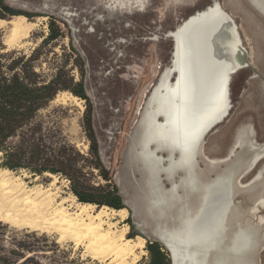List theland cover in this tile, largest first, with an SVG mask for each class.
Here are the masks:
<instances>
[{
	"label": "rangeland",
	"instance_id": "1",
	"mask_svg": "<svg viewBox=\"0 0 264 264\" xmlns=\"http://www.w3.org/2000/svg\"><path fill=\"white\" fill-rule=\"evenodd\" d=\"M4 1L16 11L29 13L32 17L4 16L0 12V18L11 21L23 16L35 27L26 39L12 46L5 43L9 27L0 29V45L25 55L35 52L39 59L38 71L49 77L55 76L64 66L65 71L79 81L78 67L84 70L101 163L130 210L128 218L118 227L128 226V238L136 240L143 236L147 240L146 253L139 254L136 264H148L151 259L148 245L151 242L163 244L153 232V215L145 208L143 171L131 157L149 95L171 64L173 41L166 35L175 31L190 15L215 1L231 15L238 27L250 66L232 77L233 109L225 122L208 135L205 145L207 156L223 158L229 154L239 130L244 127L254 128L258 143L264 146V12L251 0H140L138 4H134L135 0H128L131 4L125 6L117 4L119 0ZM51 18L62 28L64 37L43 45L49 35ZM71 39L82 56L78 62L77 55L70 50ZM86 112L85 100L63 91L37 117L42 135L47 142L56 144L55 149L64 145L74 149L69 150L68 155L76 160L74 165L81 170L80 174H71V178L64 175L51 177L47 175L49 173L34 175L24 169L12 172L25 176L31 187H47L56 180V186L65 198L76 196L73 181H79L80 191L98 195L99 188H106L108 182L103 179L101 169L96 168L98 162L90 151V141L84 128ZM1 156L0 153L2 169ZM199 164L204 170L211 167L202 155L199 156ZM262 165L243 182H252ZM224 167L225 164H220L215 169L221 171ZM162 177L165 186L170 188L164 174ZM251 200L247 192H239L235 198L236 204L243 209L251 205ZM76 201H79L78 197ZM261 212L264 217V210ZM252 226L262 238L263 231L256 223ZM259 242L261 245L264 237ZM24 248L36 251L31 254ZM12 251L27 257L33 255L44 264H110L91 258L83 248L72 243L59 241L55 234L33 232L0 221V256L12 258ZM212 253L209 254L210 260ZM221 255L217 264H232L231 250ZM253 259L255 264H264V245L254 252ZM133 263L129 260L126 264ZM246 263L253 264L251 260Z\"/></svg>",
	"mask_w": 264,
	"mask_h": 264
},
{
	"label": "bare ground",
	"instance_id": "2",
	"mask_svg": "<svg viewBox=\"0 0 264 264\" xmlns=\"http://www.w3.org/2000/svg\"><path fill=\"white\" fill-rule=\"evenodd\" d=\"M251 1L264 12V0ZM231 19L222 6L215 4L208 11L190 18L177 31L173 67L178 69L179 77L171 81V66L162 74L149 95L140 123L141 131L132 150L131 159L144 174L145 208L153 215V232L173 254V264H217L221 253L225 255L229 250L232 264H247L248 260L255 264L253 254L264 245L259 242L264 237V217L261 216L264 210V164L252 182H242L256 167L257 161L264 158V146L256 140L255 129H240L227 157L206 155L207 137L218 125L212 128L213 123L226 112L229 114L231 109L229 77L234 74L238 60L229 55V45L222 43L221 55L217 52L203 64V71L199 68V86L203 87V77L210 80L206 82L210 84L207 99L211 97L214 103L205 109V121L188 147L183 136L184 124L177 119L179 110L185 106L187 43H191L192 36L197 37L206 22L214 25L202 32L207 35L208 43L218 29L230 27L233 30ZM7 26L9 33L5 43L12 46L26 39L35 24L23 16L11 21L0 18V29ZM246 65L250 66V62ZM190 119L185 120L186 124ZM200 155L210 168H201ZM220 164H225L221 171L215 169ZM162 174L170 182V188L165 186ZM24 177L0 168V221L33 232L55 234L59 241L83 248L100 262L126 264L132 260L136 264L139 254L146 253L147 240L143 236L133 240L127 237L128 226L118 227L129 216L126 208L116 211L107 206L98 208L95 204L76 201V196L65 198L57 188L56 180L47 187H31ZM239 192L250 193L252 203L245 209L235 202ZM255 223L263 231L262 238L252 226ZM248 226L251 228L247 229Z\"/></svg>",
	"mask_w": 264,
	"mask_h": 264
},
{
	"label": "trees",
	"instance_id": "3",
	"mask_svg": "<svg viewBox=\"0 0 264 264\" xmlns=\"http://www.w3.org/2000/svg\"><path fill=\"white\" fill-rule=\"evenodd\" d=\"M0 12L6 15H25L12 6L0 0ZM1 15V14H0ZM4 18V17H1ZM64 37V32L54 18L49 23V35L43 45ZM71 52L76 54V61L82 56L71 39ZM38 58L35 52L25 55L16 50H8L0 45V153L2 168L11 171L28 170L34 175H64L80 174L75 167V159L68 155L72 147L62 146L55 149L56 144L49 143L42 135V128L37 124L40 112L47 109L57 95L69 91L74 96L86 101L87 112L84 128L90 141V151L97 160L96 168L101 169L106 180V188H99L100 193L83 192L79 190V181H73V192L80 202L109 206L120 210L125 208L118 187L113 184L109 172L101 163L99 143L94 132L92 121V104L85 85V73L79 68L81 79H74L63 66L53 77L38 71ZM82 64V63H81ZM72 178V177H71ZM128 223L129 220L127 221ZM27 248V247H26ZM33 254L36 250L26 249ZM23 250V249H22ZM151 259L148 264H170L168 255L159 243L148 245ZM14 256H0V264H44L35 256H23L12 251Z\"/></svg>",
	"mask_w": 264,
	"mask_h": 264
},
{
	"label": "water",
	"instance_id": "4",
	"mask_svg": "<svg viewBox=\"0 0 264 264\" xmlns=\"http://www.w3.org/2000/svg\"><path fill=\"white\" fill-rule=\"evenodd\" d=\"M233 24V30L228 28L224 29H218L215 32V35L211 37V40L208 43V38L206 34H202L203 31H207L209 29H212L214 25L212 22H206L204 23V27L201 30V32L197 35V37L192 36L191 43H187L186 50H185V56H184V67H185V97H184V108L183 110L180 109L177 115V119L179 122L183 123V136L186 140L187 147L190 145L189 143L192 141V137L198 131L199 127L205 119H203L205 116L204 111L205 109H209L211 103V97L208 98V95L210 93V84L206 83L208 82V78L203 77V87L199 86V79H198V71L199 68H204V65L206 61L211 59L215 54L221 55L220 46H222V43L225 45H229L231 52L229 55L233 57L237 61V67L234 70V73L238 72L239 70L246 67L245 65L248 64V54L247 51L243 48L242 42L239 38L238 32H237V26L234 24V20H232ZM209 24V25H207ZM206 25V26H205ZM235 29V31H234ZM178 31V30H177ZM176 31V32H177ZM233 32V33H232ZM206 33V32H205ZM168 38H170L174 43V51H173V58L171 66L173 67L175 65V56L177 53V38L175 35V32H170L167 35ZM216 51V53H215ZM213 55V56H212ZM217 55V56H218ZM173 75H176V80L178 79L179 71L178 69L172 68ZM176 71V73H175ZM202 73V72H201ZM230 80V77H229ZM210 81V80H209ZM205 82V83H204ZM186 107V109H185ZM187 115V116H186ZM228 115V112H226L219 120L215 121L212 125V128L215 127L217 124H219L226 116ZM186 116V118H185ZM186 124V119L190 118ZM184 121V122H183ZM165 245V244H164ZM167 247V245H165ZM168 248V247H167ZM172 255V261L174 263V257ZM193 263V261H192Z\"/></svg>",
	"mask_w": 264,
	"mask_h": 264
},
{
	"label": "flooded vegetation",
	"instance_id": "5",
	"mask_svg": "<svg viewBox=\"0 0 264 264\" xmlns=\"http://www.w3.org/2000/svg\"><path fill=\"white\" fill-rule=\"evenodd\" d=\"M140 2V0H135V2H134V4H138ZM117 4H120V6H125V5H127V4H131V3H129L128 2V0H119L118 2H117ZM133 4V3H132ZM215 4H219L220 6H221V4L219 3V2H217V1H215V2H213L211 5H209V6H207L205 9H203V10H199V11H196L195 13H193L192 15H190L188 18H186L180 25H178L177 26V28H176V30L175 31H173V32H175V34L177 33L176 31L177 30H179L190 18H192V17H194V16H196L197 14H199V13H203V12H205V11H208V9L209 8H213L214 7V5ZM223 8V7H222ZM170 33V32H169ZM168 33V34H169ZM167 34V35H168ZM167 35H166V38H168L167 37ZM240 35V34H239ZM170 39V38H169ZM240 40H241V38H240ZM241 42H242V40H241ZM173 51H174V43H173V50H172V57H171V61H172V58H173ZM172 63V62H171ZM170 66H171V64H170ZM246 67L248 66V65H245ZM172 67V66H171ZM236 74V72L234 73V74H232V76H231V78H230V83H229V90H230V95H229V98H230V100H231V84H232V77L234 76ZM176 76L174 75V76H172L171 77V80H176V78H175ZM160 81V80H159ZM232 109H233V107H232V102H231V109H230V111H229V114H228V116L220 123V124H222V123H224L225 122V120L229 117V115H230V113H231V111H232ZM220 124H218V125H220ZM218 125L216 126V127H218ZM211 134V133H210ZM256 137V136H255ZM257 140V139H256ZM258 141V140H257ZM232 149V148H231ZM230 153V152H229ZM229 155V154H228ZM227 155V156H228ZM226 156V157H227ZM209 157V156H208ZM211 158V157H210ZM223 158H225V157H223ZM264 158L263 159H261V160H259V161H257V164H256V167H254L252 170H251V172H250V175L251 174H253L254 172H256V170L258 169V167L260 166V165H262L263 163H264ZM259 162V163H258ZM263 166V165H262ZM261 166V167H262ZM261 167H260V169H261ZM260 169L258 170V171H260ZM257 171V173H256V175L259 173ZM247 176H249V175H246L243 179H242V182H243V180L247 177ZM244 183V182H243ZM125 206V205H124ZM125 208L126 209H128V211H130L129 210V208L128 207H126L125 206ZM121 210V209H120ZM153 243H158V242H151L150 244H153ZM161 243L163 244V250H164V252H166L167 253V255H168V259H169V261H170V264H173V261H172V255H170L171 254V251L170 250H168L167 249V247L164 245V243L161 241ZM165 247V248H164Z\"/></svg>",
	"mask_w": 264,
	"mask_h": 264
}]
</instances>
